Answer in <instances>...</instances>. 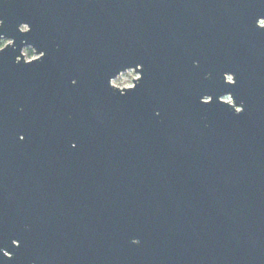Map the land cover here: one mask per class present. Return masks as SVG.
I'll return each instance as SVG.
<instances>
[{
    "label": "water",
    "instance_id": "obj_1",
    "mask_svg": "<svg viewBox=\"0 0 264 264\" xmlns=\"http://www.w3.org/2000/svg\"><path fill=\"white\" fill-rule=\"evenodd\" d=\"M0 20V264H264V0Z\"/></svg>",
    "mask_w": 264,
    "mask_h": 264
},
{
    "label": "flooded vegetation",
    "instance_id": "obj_2",
    "mask_svg": "<svg viewBox=\"0 0 264 264\" xmlns=\"http://www.w3.org/2000/svg\"><path fill=\"white\" fill-rule=\"evenodd\" d=\"M1 21V20H0ZM27 29L28 27H27V24H25V23H21L20 25H19V29ZM0 37H2L3 38V40H9V41H11L10 40V38H7V37H5V36H3V35H1ZM21 52H22V54L24 55V59H26V60H30V59H33V58H36V57H39L43 52L41 51V52H37V50L32 46V45H30V44H25L23 47H22V49H21Z\"/></svg>",
    "mask_w": 264,
    "mask_h": 264
},
{
    "label": "rangeland",
    "instance_id": "obj_3",
    "mask_svg": "<svg viewBox=\"0 0 264 264\" xmlns=\"http://www.w3.org/2000/svg\"><path fill=\"white\" fill-rule=\"evenodd\" d=\"M138 74L135 73L133 70H126L120 73L117 77L112 79V83L116 86H128L132 84V77H136Z\"/></svg>",
    "mask_w": 264,
    "mask_h": 264
},
{
    "label": "clouds",
    "instance_id": "obj_4",
    "mask_svg": "<svg viewBox=\"0 0 264 264\" xmlns=\"http://www.w3.org/2000/svg\"><path fill=\"white\" fill-rule=\"evenodd\" d=\"M21 30L23 31L24 29L22 28ZM10 43H11V41L3 40V38L0 37V50H2L5 47V45L10 44ZM227 80H228V82H234L233 77L231 75L227 76ZM239 111H241V109H237V112H239ZM131 242L133 244L139 243V241L136 239H133ZM5 255H8V254L5 253Z\"/></svg>",
    "mask_w": 264,
    "mask_h": 264
},
{
    "label": "built area",
    "instance_id": "obj_5",
    "mask_svg": "<svg viewBox=\"0 0 264 264\" xmlns=\"http://www.w3.org/2000/svg\"><path fill=\"white\" fill-rule=\"evenodd\" d=\"M225 98L229 100V98H228V97H225Z\"/></svg>",
    "mask_w": 264,
    "mask_h": 264
},
{
    "label": "snow or ice",
    "instance_id": "obj_6",
    "mask_svg": "<svg viewBox=\"0 0 264 264\" xmlns=\"http://www.w3.org/2000/svg\"><path fill=\"white\" fill-rule=\"evenodd\" d=\"M0 23H2V21H0Z\"/></svg>",
    "mask_w": 264,
    "mask_h": 264
}]
</instances>
